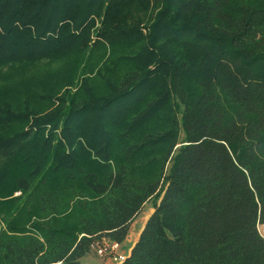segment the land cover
Returning <instances> with one entry per match:
<instances>
[{
  "label": "trees",
  "instance_id": "trees-1",
  "mask_svg": "<svg viewBox=\"0 0 264 264\" xmlns=\"http://www.w3.org/2000/svg\"><path fill=\"white\" fill-rule=\"evenodd\" d=\"M137 216L118 264H264V0H0V264Z\"/></svg>",
  "mask_w": 264,
  "mask_h": 264
},
{
  "label": "crops",
  "instance_id": "crops-1",
  "mask_svg": "<svg viewBox=\"0 0 264 264\" xmlns=\"http://www.w3.org/2000/svg\"><path fill=\"white\" fill-rule=\"evenodd\" d=\"M146 205V204H145ZM149 210V211H148ZM145 214H147L146 219L148 216L152 213L153 209L149 208ZM138 217V216H137ZM138 218H135V220L131 223L129 230L127 232V236L125 239L116 246V253L117 254H122L124 257H126L130 251L134 243L137 241L139 234L145 224L143 220H140V225L138 227L137 225ZM146 221V220H145ZM87 254L83 258H86V264H118L119 262L113 263L110 259H103V258H98V256L91 254Z\"/></svg>",
  "mask_w": 264,
  "mask_h": 264
},
{
  "label": "rangeland",
  "instance_id": "rangeland-1",
  "mask_svg": "<svg viewBox=\"0 0 264 264\" xmlns=\"http://www.w3.org/2000/svg\"><path fill=\"white\" fill-rule=\"evenodd\" d=\"M149 208L153 209L151 201H148L146 203V205L144 206L143 210L140 212V215L142 213H145ZM140 217L141 216L138 217V221H137L138 227L140 225V220H139ZM258 228H259V231H260L261 235L264 237V222L261 223V224H259L258 225ZM118 244L119 243H114V244L112 243L113 247H111V249H110V254L101 253L100 248L98 246L92 249V251H91L92 253L91 254H94V255L98 256V258L110 259L113 263H115L117 261H115L113 259V255L117 254L116 253V246H118ZM86 261H87L86 258L85 259L84 258L82 259L83 264H86Z\"/></svg>",
  "mask_w": 264,
  "mask_h": 264
},
{
  "label": "built area",
  "instance_id": "built-area-1",
  "mask_svg": "<svg viewBox=\"0 0 264 264\" xmlns=\"http://www.w3.org/2000/svg\"><path fill=\"white\" fill-rule=\"evenodd\" d=\"M98 247L100 248L101 253L110 254V249H111V247H113V245H112V243H110V244L106 243L103 246H98ZM113 259L117 262H120L124 259V256L122 254H115V255H113Z\"/></svg>",
  "mask_w": 264,
  "mask_h": 264
}]
</instances>
